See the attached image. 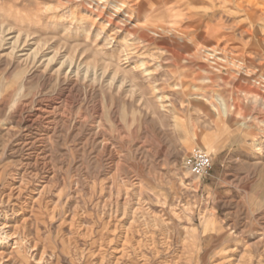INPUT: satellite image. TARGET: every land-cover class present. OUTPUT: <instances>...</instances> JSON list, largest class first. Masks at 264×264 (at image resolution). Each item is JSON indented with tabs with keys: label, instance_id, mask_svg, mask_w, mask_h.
Masks as SVG:
<instances>
[{
	"label": "rangeland",
	"instance_id": "obj_1",
	"mask_svg": "<svg viewBox=\"0 0 264 264\" xmlns=\"http://www.w3.org/2000/svg\"><path fill=\"white\" fill-rule=\"evenodd\" d=\"M0 201L2 264H264V0H0Z\"/></svg>",
	"mask_w": 264,
	"mask_h": 264
},
{
	"label": "bare ground",
	"instance_id": "obj_2",
	"mask_svg": "<svg viewBox=\"0 0 264 264\" xmlns=\"http://www.w3.org/2000/svg\"><path fill=\"white\" fill-rule=\"evenodd\" d=\"M2 203L3 201H0V251H1L0 256L3 255L6 249L10 247H12L13 249H19V247H21L22 245L25 244H28V246L30 245V242L29 241L26 242L24 236H23L24 238H22L20 233H15L13 231V223L15 222V218H17L16 217L17 213H14L15 211L4 212V209L2 208ZM44 263L45 262L43 261L42 263L38 262L36 264H44ZM0 264H2V261H0Z\"/></svg>",
	"mask_w": 264,
	"mask_h": 264
},
{
	"label": "built area",
	"instance_id": "obj_3",
	"mask_svg": "<svg viewBox=\"0 0 264 264\" xmlns=\"http://www.w3.org/2000/svg\"><path fill=\"white\" fill-rule=\"evenodd\" d=\"M213 165L211 155L201 149H195L186 161L188 170L197 177H205L211 173Z\"/></svg>",
	"mask_w": 264,
	"mask_h": 264
},
{
	"label": "crops",
	"instance_id": "obj_4",
	"mask_svg": "<svg viewBox=\"0 0 264 264\" xmlns=\"http://www.w3.org/2000/svg\"><path fill=\"white\" fill-rule=\"evenodd\" d=\"M209 30L210 29H207L206 32L204 33V35L206 33L209 35ZM199 31L202 32L201 29L200 30H197L196 32H190L191 35H193L192 36L193 37V42H195V44H196V47L194 48L195 51H199L200 48H201V46L198 44V40H199V38H201L203 36V34L200 35V32ZM203 46H204V49L205 50H207L208 52H211L209 55H212V53L214 52V50L212 48L215 47L216 45H212L210 43H207V44H205Z\"/></svg>",
	"mask_w": 264,
	"mask_h": 264
}]
</instances>
